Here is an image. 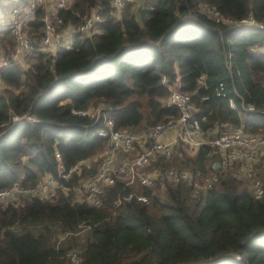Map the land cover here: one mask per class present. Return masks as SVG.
I'll list each match as a JSON object with an SVG mask.
<instances>
[{"label": "trees", "instance_id": "1", "mask_svg": "<svg viewBox=\"0 0 264 264\" xmlns=\"http://www.w3.org/2000/svg\"><path fill=\"white\" fill-rule=\"evenodd\" d=\"M9 1L0 0V10ZM93 12L96 30L47 51L39 10L28 26L25 63L0 68V189L59 176L56 152L66 168L91 162L107 144L98 134L103 113L114 129L129 131L177 118L179 109L164 105L171 87L192 95L204 131L227 121L264 133V28L240 25L250 17L264 25V0H146L118 12L110 0H73L60 10L75 26ZM94 104L105 106L97 119L73 111ZM24 115L34 119H13ZM183 156L155 157L161 170L179 165L193 174L191 182L169 185L165 199L116 178L104 186L100 205L62 190L18 205L0 201V264H70L76 239L57 245L54 238L57 228L70 232L80 224L88 227L81 264H264V195L255 197L237 166L215 170L208 145ZM98 160L68 183L92 177ZM212 173L218 180L194 194L196 179ZM257 175L264 184L263 172ZM130 192L148 199H123Z\"/></svg>", "mask_w": 264, "mask_h": 264}, {"label": "built area", "instance_id": "2", "mask_svg": "<svg viewBox=\"0 0 264 264\" xmlns=\"http://www.w3.org/2000/svg\"><path fill=\"white\" fill-rule=\"evenodd\" d=\"M72 1L14 0L11 5L0 10V68L10 64H24L32 43L28 26L37 18L41 9L44 29L40 44L44 50L54 51L59 47L69 46L74 35L78 33L86 35L96 30L98 21L96 12L85 17L78 26L65 23L60 10L69 8ZM126 3L141 6L139 0H110V8L118 12ZM209 10L218 18L230 22L228 18L220 16L214 9L209 7ZM240 25H256L264 28L263 24L256 23L251 17L242 19ZM7 34L11 37V46L5 45L3 41ZM230 104L231 108L237 107L234 101ZM164 105L177 107L180 111L179 116L161 121L140 134L127 129H114L113 120L103 113L105 127L99 129L98 134L107 139V144L102 151V158L97 165L96 173L89 179L69 184L73 173L79 174L81 165L88 164L89 160L79 161L72 167L66 168L60 153L56 152L59 160V176L45 174L35 185H23L20 181H16L11 186L0 189V201L18 194L52 198L58 190H62L78 194L76 197L78 201L100 205L104 186L116 178L123 179L128 184L137 180L146 187H153L156 183L177 185L191 182L193 174L185 167H170L165 170L155 167L157 154L164 159H170L174 155L175 148L181 143L188 144L196 151L205 145L210 146L211 153L216 155V161L213 163L215 170L237 166L238 175L250 180L255 197L260 198L264 195L263 180L257 175L259 171L264 170V133H251L242 125H234L227 121L216 124L213 130L204 131L201 128L200 118L194 115L196 108L192 95L178 87H171V92L164 101ZM92 108L73 111L97 119L102 109L96 114ZM247 109L254 110V106L249 105ZM25 118L34 119L31 115L13 117L15 121ZM210 132L213 134L208 137ZM137 144L142 148L136 152L134 157H120L124 153L133 151ZM217 180V173L207 176L202 181L203 189H208ZM195 186H199L197 182ZM135 196L144 201L148 199L146 195L135 194V192L128 193L123 199L131 200ZM68 256L70 264H81L80 256L75 251L69 250Z\"/></svg>", "mask_w": 264, "mask_h": 264}, {"label": "rangeland", "instance_id": "3", "mask_svg": "<svg viewBox=\"0 0 264 264\" xmlns=\"http://www.w3.org/2000/svg\"><path fill=\"white\" fill-rule=\"evenodd\" d=\"M146 0H139V2L141 3V5L145 2ZM6 3L10 4V1L9 0H5ZM5 41H8V39L4 38ZM25 63V62H24ZM5 87V84L0 80V90H2L3 88ZM91 107H93L92 109L95 111V113L97 114V112L100 111V109H104V105L103 104H94L92 105ZM146 128H138L136 130H132L133 132L135 133H143V131L145 130ZM216 133V131H215ZM213 133H209V135H207L208 137L212 136ZM141 145L137 144L136 145V148L134 149V151H132V153H124L122 154L120 157L121 158H132L135 156L136 152H139L138 150H141ZM181 149L182 150V153L181 151L179 150ZM196 153V150L195 149H192L188 144H180L179 147H176L175 148V152H174V158L176 157H179V160L181 159H184V154L186 156L188 155H194ZM101 156V157H100ZM102 158V153H100L98 156H95L94 159H92V161H88V166L89 165H92L93 163H96L95 160H98L97 164L100 162ZM178 160V159H177ZM178 160V161H179ZM154 163L155 164V167L156 168H159L161 165L160 162H158V158H157V162L155 161ZM84 164V163H83ZM82 164V165H83ZM159 164V165H158ZM81 165V166H82ZM174 167H186V166H179V165H174ZM82 168V167H81ZM187 168V167H186ZM261 172H263L264 174V170H262ZM44 176L41 177V179L43 178ZM90 177H86L82 180H87L89 179ZM40 179V180H41ZM196 182L198 183L199 186H195V189H194V194L200 192V191H203V182L199 179H196ZM130 185H134L137 187L140 185V182L137 181V180H134V181H131L129 183ZM168 184L164 183V184H161V183H156V185H154L153 187H150L151 189H153V191L159 195L161 198L165 199L166 198V192H167V189H168ZM251 186V185H250ZM193 192V191H192ZM57 193V192H56ZM55 193V195H56ZM194 194L192 196H194ZM78 194L75 193V197H77ZM26 197V195H22V194H18L14 197H10L9 199H6L3 201V203H7V202H15L16 205H18L21 201H23ZM50 199V198H49ZM35 229V228H33ZM59 229H61L59 227ZM57 228V233L55 234V238H54V241H56L57 245H61L63 244L65 241H68V240H73V239H76V242H77V246L71 248L70 250H73L75 251L76 253L79 254L80 256V253H81V244L84 242V239H85V236H86V233L88 231V227H86L85 225L83 224H80L78 225L77 229L75 230H72V231H68V232H65V231H62V230H59Z\"/></svg>", "mask_w": 264, "mask_h": 264}, {"label": "crops", "instance_id": "4", "mask_svg": "<svg viewBox=\"0 0 264 264\" xmlns=\"http://www.w3.org/2000/svg\"><path fill=\"white\" fill-rule=\"evenodd\" d=\"M7 37H4V38H6V39H8V41H5L4 39H3V41H4V43H5V45H10L11 46V37L10 36H8V35H6ZM134 151V150H133ZM127 153H132V151H130V152H127Z\"/></svg>", "mask_w": 264, "mask_h": 264}, {"label": "water", "instance_id": "5", "mask_svg": "<svg viewBox=\"0 0 264 264\" xmlns=\"http://www.w3.org/2000/svg\"><path fill=\"white\" fill-rule=\"evenodd\" d=\"M220 259V258H219ZM216 261V259L207 260L204 262V264H212Z\"/></svg>", "mask_w": 264, "mask_h": 264}]
</instances>
